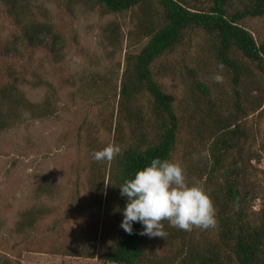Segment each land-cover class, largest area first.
<instances>
[{"label": "rangeland", "instance_id": "obj_1", "mask_svg": "<svg viewBox=\"0 0 264 264\" xmlns=\"http://www.w3.org/2000/svg\"><path fill=\"white\" fill-rule=\"evenodd\" d=\"M7 4L0 0V90L13 84L30 103L50 104L49 113L36 119H25L24 108H19L10 126L0 132V264H101L97 255L106 249L114 227L100 205L104 196L100 178L107 177L113 160L97 162L91 153L108 144L123 148L128 140L121 124L119 132L114 129L116 99L125 55L138 52L146 41L132 34L139 9L103 14L91 0H20L14 8ZM30 20L48 24L57 34L52 50L16 41L20 25ZM110 22L122 30L115 46L104 37L103 29ZM242 25L264 41V17L246 19ZM202 47V36L193 37L189 46L152 66L178 118L171 161L184 168L189 183L195 177L200 184L195 173L204 164L206 144L197 132L205 105L185 66L194 56L201 57ZM199 65L203 73L199 81L228 90L223 79L222 83L213 79L219 75L215 67ZM260 83L264 88V80ZM137 104L151 124L148 97L144 94ZM220 104L221 111L229 110L227 101L221 99ZM243 123L250 135L244 159L256 158L245 165L251 172L244 180L258 198L252 200L248 191L244 193L256 212L264 205V100ZM149 133L154 134V129L149 128ZM162 224L167 239H145L146 252L156 261L172 259L181 240L179 228L170 227L167 220ZM215 228L193 227L191 237L213 239ZM93 250L95 257L88 258Z\"/></svg>", "mask_w": 264, "mask_h": 264}, {"label": "trees", "instance_id": "obj_2", "mask_svg": "<svg viewBox=\"0 0 264 264\" xmlns=\"http://www.w3.org/2000/svg\"><path fill=\"white\" fill-rule=\"evenodd\" d=\"M4 1L14 8L20 0ZM91 1L103 14H121L138 8L139 18L132 34L146 39L138 52H129L124 59L114 129L118 132L127 129L128 140L121 154L109 163L107 177L104 174L100 178L103 187L100 194L104 195L100 205L104 216L110 218L114 234L97 260L101 264H264V205L253 212L244 193L248 191L252 200L258 198L257 192L245 185L246 172H251L245 165L256 158L252 155L244 159V144L250 135L243 123V118L260 109L264 100L260 83L264 80V41L242 25L246 19L264 17V0H205L206 4L201 5L188 0ZM103 32L113 46L122 37L121 27L115 22H110ZM199 35L204 41V47L199 49L201 57L194 56L185 70L192 76L205 105L197 133L200 142L206 144V151L204 164L195 175L214 203L215 238L201 235L200 240H194L193 229L185 234L178 229L179 252H174L172 259L165 258L167 262L156 261L146 252L147 235L139 234L142 230L139 222L133 223L132 234L120 226L126 198L119 186L153 158L171 161L178 118L170 97L154 78L152 66L161 57L189 46L193 37ZM47 39L51 40L50 45ZM57 39L48 24L34 20L21 24L16 37V41L29 47L48 46L51 50ZM199 64L215 67L228 90L221 84L217 87L213 82L209 85L201 79L203 83L200 82L198 77H203V73ZM220 64L223 71L218 67ZM252 92L256 96L250 98ZM144 94L150 104L151 124L137 104ZM221 99L229 103L228 111L220 110ZM49 104L46 101L40 107L27 101L15 85L4 86L0 90V132L10 126L19 108H24L25 119H36L49 113ZM149 128L154 129L151 136ZM194 180L197 181L195 177ZM94 252L87 257L94 258Z\"/></svg>", "mask_w": 264, "mask_h": 264}, {"label": "clouds", "instance_id": "obj_3", "mask_svg": "<svg viewBox=\"0 0 264 264\" xmlns=\"http://www.w3.org/2000/svg\"><path fill=\"white\" fill-rule=\"evenodd\" d=\"M223 71L224 66L220 64ZM213 79L222 83V76ZM121 154V147L108 144L91 153L94 161H112ZM126 198L121 210V228L132 234L133 223L142 225L140 235L165 237L162 221L170 227L191 231L193 227L208 229L215 227V207L210 193L198 182L186 180L184 168L167 159L153 158L149 164L136 171L131 179L119 186Z\"/></svg>", "mask_w": 264, "mask_h": 264}]
</instances>
